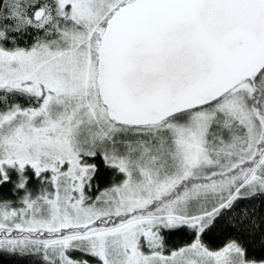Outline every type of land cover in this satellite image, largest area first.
Instances as JSON below:
<instances>
[{"label": "snow or ice", "instance_id": "6c2138e0", "mask_svg": "<svg viewBox=\"0 0 264 264\" xmlns=\"http://www.w3.org/2000/svg\"><path fill=\"white\" fill-rule=\"evenodd\" d=\"M0 264H264V0H0Z\"/></svg>", "mask_w": 264, "mask_h": 264}]
</instances>
